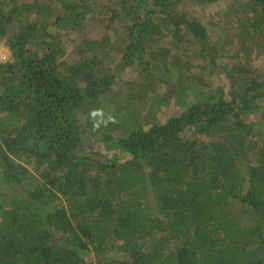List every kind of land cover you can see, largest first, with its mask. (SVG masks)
<instances>
[{"label":"trees","instance_id":"trees-1","mask_svg":"<svg viewBox=\"0 0 264 264\" xmlns=\"http://www.w3.org/2000/svg\"><path fill=\"white\" fill-rule=\"evenodd\" d=\"M218 1L0 0V264H264V0L190 15ZM163 73L177 111L93 134Z\"/></svg>","mask_w":264,"mask_h":264},{"label":"rangeland","instance_id":"rangeland-1","mask_svg":"<svg viewBox=\"0 0 264 264\" xmlns=\"http://www.w3.org/2000/svg\"><path fill=\"white\" fill-rule=\"evenodd\" d=\"M42 1V0H41ZM233 4L232 0H220L214 4H212L211 6H208L206 8V10L204 12H202L203 10L201 8H197L193 11H191L190 15L194 16V17H198L200 18V16H204L205 19L204 21H207V18L210 15L215 14L216 12L219 11H225L229 6H231ZM233 8H237L236 4H233L232 6ZM233 23H231L232 25ZM235 27V25L233 24L231 28ZM233 32V30H229L228 35H230ZM4 41V40H1ZM215 42V39L211 38V43L213 44ZM210 43V44H211ZM220 54V52H219ZM231 60L227 57L223 58V55H221L217 61H216V67L212 69L211 66H207V68L205 69V71L201 72L204 73L205 77L208 78L209 82L211 83V85H213V87L216 88H223L225 89V84L227 83L226 79L222 76V67L225 63H229ZM251 61V66L253 65L254 68H256L257 70L263 71L264 70V58H259V59H255L252 58L250 59ZM197 73H199V70L197 68L194 69ZM164 72V71H163ZM201 76H203V74H200ZM135 78V73L131 72L130 70H127L124 72L122 79L123 81H131ZM156 94H154L153 96L149 97L145 102H136L133 103L131 106L127 105L126 107H124L122 109V111H120L119 113L116 114V109L114 107V104H110V103H102L100 106V108H102L101 111H97L96 107H90L89 111H88V115H90L88 117V115L86 116V120L89 121V124L92 125V129L94 131L93 134H95L96 136L99 135L100 131V127L102 126V124H100L102 118L98 115L99 114H107V115H116V118L119 119V117L123 114V113H127L129 112L130 114L134 115V114H138L137 112H142L143 114H148L147 115V120H145L146 122H150L151 119V115L156 112V114H158L159 110H163V109H167L168 113H171L173 111H177L178 108L176 106H173V104H169V107L164 108L165 106H163L162 104H164V102L166 100L170 101L171 98L174 97V86L173 83L170 84L169 82V78L168 76L163 73L161 74V77L158 79V81L156 82ZM200 92H204V89H198ZM186 100L188 101H192L195 100V96H194V90L189 91L186 94ZM148 109L150 111H148ZM152 111V113H151ZM95 114H98L97 117L93 118ZM257 116H259V113L257 111H255L253 114H251L249 117H247L246 121L250 122V121H254L257 120ZM155 119L157 118V115H155L154 117ZM80 121L83 122L85 121V118L83 117V114H80L79 117ZM259 120V118H258ZM144 121V122H145ZM145 122V123H146ZM83 135H82V139L83 141L87 140L90 136H93L90 134V130H88V128L86 126H84L83 128ZM99 131V132H98ZM193 131H186V133L183 135L185 138H192L194 139L193 135H192ZM190 138V139H191ZM250 141H255L256 143H258L259 145H261V141L259 137H254V138H250L247 139ZM245 142V139H244ZM245 147H246V143H245ZM112 151L109 152L110 155H112ZM22 167L24 169H26L28 172H31L35 177H37V172L35 171L34 165L32 164V162L28 161L26 163H21ZM37 174V175H36ZM240 213V212H239ZM236 215V214H235ZM231 216V215H230ZM249 224L246 223V219H243L241 222V226H247Z\"/></svg>","mask_w":264,"mask_h":264},{"label":"built area","instance_id":"built-area-1","mask_svg":"<svg viewBox=\"0 0 264 264\" xmlns=\"http://www.w3.org/2000/svg\"><path fill=\"white\" fill-rule=\"evenodd\" d=\"M12 60L11 51L5 41H0V65Z\"/></svg>","mask_w":264,"mask_h":264}]
</instances>
